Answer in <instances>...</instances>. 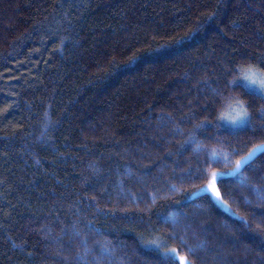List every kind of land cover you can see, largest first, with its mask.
I'll return each mask as SVG.
<instances>
[{
    "label": "trees",
    "instance_id": "16d2710c",
    "mask_svg": "<svg viewBox=\"0 0 264 264\" xmlns=\"http://www.w3.org/2000/svg\"><path fill=\"white\" fill-rule=\"evenodd\" d=\"M236 64L264 68V0H0V264H174L140 234L194 264H264V240L184 199L204 180L181 173L205 153L180 145L215 121L212 89ZM241 98L251 128L197 133L243 149L234 158L264 140V98ZM245 175L264 184V154ZM231 188L241 212L244 196L264 207ZM176 201L186 216L173 229L161 217Z\"/></svg>",
    "mask_w": 264,
    "mask_h": 264
},
{
    "label": "snow or ice",
    "instance_id": "6c2138e0",
    "mask_svg": "<svg viewBox=\"0 0 264 264\" xmlns=\"http://www.w3.org/2000/svg\"><path fill=\"white\" fill-rule=\"evenodd\" d=\"M209 20L212 17H208ZM196 30L188 33L184 37H180L172 41L173 44H180L184 40L191 39ZM233 71L238 72L239 75L232 76L228 79L225 89H212V93L216 98H219L221 108L217 110L215 121L203 120L193 126L187 138L183 141L180 147L183 149L186 146L195 145L194 152L205 153L204 160L199 167H190L181 173L182 177L192 178L195 175L197 178H202L204 182L194 187V190L185 194V202H193L199 198L201 201L207 203L210 207L218 209L223 214L229 216L235 223L240 225V229L244 233H249L260 237L264 240V207H256L254 201L247 196L243 197L242 203L245 208H251L252 211L241 212L238 207H233L238 204L235 195L231 188V181L235 180L239 185L248 187L256 194L257 203L264 202V184L253 183L247 175L246 170H254L255 159L258 155L264 154V140L255 144L250 150L239 155L243 151L237 147H224L219 137H216L218 146L211 147L204 145L197 135L202 129L206 127H217L231 132L233 134L251 128L253 126V116L250 112V101L242 97L259 96L264 98V68L258 69L255 66L235 65L234 69H229L228 73ZM241 89L242 93L238 94L236 91H227V89ZM261 118L264 119V107L260 110ZM177 132L181 129L177 128ZM172 154L169 153V156ZM210 162L219 163L222 166L230 165V167H221L219 169L209 168ZM264 180V178H262ZM171 192H179L180 188L176 184L169 185ZM152 200H156V195L153 194ZM180 211L169 212L167 215L161 217V222L166 225H171L173 229L179 225L181 215L183 213L182 206L179 201H176ZM199 206H203L202 204ZM257 211L260 215H257ZM89 228H94L95 225L89 223ZM177 233L175 231L169 233V238L175 239ZM140 243L145 249L154 250L159 253L165 261L171 260L174 264H194V261L189 259L187 255H180V250L175 247L166 248V241L159 238H146L143 234L139 236ZM181 244L184 246L186 242L183 237H180ZM188 253L195 255L196 249L190 246ZM108 251V249H105Z\"/></svg>",
    "mask_w": 264,
    "mask_h": 264
}]
</instances>
